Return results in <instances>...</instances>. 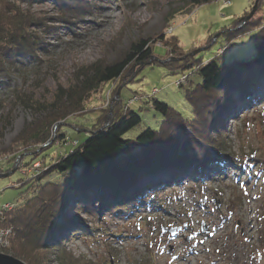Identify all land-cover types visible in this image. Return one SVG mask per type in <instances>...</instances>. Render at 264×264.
<instances>
[{"label": "rangeland", "instance_id": "374dc122", "mask_svg": "<svg viewBox=\"0 0 264 264\" xmlns=\"http://www.w3.org/2000/svg\"><path fill=\"white\" fill-rule=\"evenodd\" d=\"M186 1L76 0L73 7L59 0L20 4L26 19L31 18L30 38L36 46L34 52L18 54L14 66L0 63V211L6 203L10 209L22 205L33 194L24 182L41 170L42 156L53 161L83 142L97 124L112 122L119 100L141 117L124 136L135 137L146 127L157 128L162 120L152 107V97L190 116L184 92L200 77L189 61L206 63L216 56L228 62L253 53V36L264 27V0H258L254 14L246 19L242 17L255 0H212L191 9ZM176 8L179 11L165 21ZM248 20H256V27L227 40V34ZM161 33L177 37L181 55H171L157 40ZM143 38H150L152 56L129 65L116 81L101 85L85 109L48 125L45 109L60 88L74 85L80 69L99 60L111 62ZM181 61L189 65L172 69L171 64L176 67ZM259 82L262 91H249L245 104H233L221 115L224 142L205 168L185 170L182 176L175 168L140 172L136 183L160 186L128 210H109L92 188L76 186L64 206L66 217L50 223V228L58 227L50 232L57 235L54 238L66 237L59 251L50 244L35 248L14 243L12 233L0 252L26 264H63V260L66 264H264V86L260 85L264 78ZM136 96L141 100L133 99ZM43 121L41 141L32 139V126ZM30 161L33 165L27 166ZM46 179L62 181L54 174ZM107 190V198L115 194ZM79 200L93 205V213L87 214ZM61 252L67 258L62 260Z\"/></svg>", "mask_w": 264, "mask_h": 264}, {"label": "trees", "instance_id": "16d2710c", "mask_svg": "<svg viewBox=\"0 0 264 264\" xmlns=\"http://www.w3.org/2000/svg\"><path fill=\"white\" fill-rule=\"evenodd\" d=\"M35 1L38 0H0L1 64L14 66L18 54L35 51L36 43L31 40L29 32L31 18L26 19L20 11L21 3L29 5ZM59 1L72 7L76 5V0ZM210 1L212 0H187L186 5L191 9ZM177 11V8L169 11L165 15V21ZM244 24L243 27H235L232 33H226L227 40L256 27L257 21L248 20ZM157 40L169 48L171 55L182 54L176 36L161 33ZM149 41L150 38H143L133 43L126 52L111 62L103 63L99 60L84 70L80 69L74 85L63 90L60 88L54 103H50L45 109H48L50 115L48 125L85 109L86 101L101 85L116 81L129 65L152 56L153 48ZM253 45V53L244 58L225 62L215 56L206 63L195 59L189 61V67L192 66L193 71L197 70L200 77L199 82L192 88H186L184 92L191 105L190 116H184L166 102L152 97V107L162 116L158 127H146L135 137H124L141 122V117L119 100L113 107L112 122L104 126L97 124L99 126H94L83 142L65 154L60 153L53 161H44L45 155L41 157V170L37 174L31 173L24 182L33 194L22 205L10 210L1 209L0 226L13 228L11 240L14 243L20 242L35 248L50 244L59 251L66 237L63 235L61 241L58 237L54 238L57 235L52 236L50 232L58 230V227L53 226L52 230L50 223L55 217H66L64 206L70 202L71 192L76 186L92 188V192L100 195V201L109 210H128L149 193L157 192L160 186L158 183H144L143 186L136 183L135 179L140 172L175 168V172L182 176L185 170L205 168L217 156L224 142L221 139L224 132L221 115L227 113L233 104L239 107L245 104L250 92L262 91L259 80L264 78V27L254 34ZM21 57L23 55L19 58ZM189 64L181 61L176 67L171 65L172 69H183ZM260 85L264 86V83ZM235 99L239 101L236 103ZM38 126H32V139L41 141L39 136L44 128V121ZM32 162H28L27 166H32ZM53 174L60 176L62 181L52 182L46 179ZM107 189L115 191L112 198L106 197ZM78 203L87 214L93 213V205L80 200ZM62 254L66 256V253L61 252L62 260L67 258ZM63 261L66 264L67 260Z\"/></svg>", "mask_w": 264, "mask_h": 264}, {"label": "water", "instance_id": "95a60500", "mask_svg": "<svg viewBox=\"0 0 264 264\" xmlns=\"http://www.w3.org/2000/svg\"><path fill=\"white\" fill-rule=\"evenodd\" d=\"M257 2H258V0L254 1V4H253L252 9L249 12V14L246 16H243L244 19L249 18L254 14L256 7H257ZM119 93H120V89L117 90V93H116L117 96L116 97H119ZM110 110H111V108H110ZM105 125H107V124H105ZM0 264H26V263L24 261H22L21 259L16 258L12 255L0 252Z\"/></svg>", "mask_w": 264, "mask_h": 264}, {"label": "built area", "instance_id": "2783aa9c", "mask_svg": "<svg viewBox=\"0 0 264 264\" xmlns=\"http://www.w3.org/2000/svg\"><path fill=\"white\" fill-rule=\"evenodd\" d=\"M153 91H156V88H154ZM142 98V96H136L135 98L133 97V99H138V101H140ZM133 99H130L129 100V103H131V101ZM10 209V207L8 206V204L6 203L4 205V207L2 209ZM1 213V211H0ZM13 233V228L11 227H2L0 226V248L4 247L5 244H8V238H10V236L12 235Z\"/></svg>", "mask_w": 264, "mask_h": 264}, {"label": "bare ground", "instance_id": "6f19581e", "mask_svg": "<svg viewBox=\"0 0 264 264\" xmlns=\"http://www.w3.org/2000/svg\"><path fill=\"white\" fill-rule=\"evenodd\" d=\"M242 18H243V17H242ZM242 18H241V19H242ZM241 19H240V20H241ZM238 25H240V24H238ZM156 89H157V88H156ZM166 173H169V172H166Z\"/></svg>", "mask_w": 264, "mask_h": 264}]
</instances>
